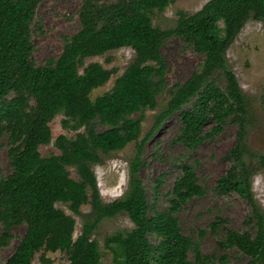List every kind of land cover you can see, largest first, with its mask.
<instances>
[{
	"label": "trees",
	"instance_id": "16d2710c",
	"mask_svg": "<svg viewBox=\"0 0 264 264\" xmlns=\"http://www.w3.org/2000/svg\"><path fill=\"white\" fill-rule=\"evenodd\" d=\"M42 1L0 0V137H6L12 170L0 179V249L8 246L12 228L25 226L4 264H31L40 251L62 252L67 264H100L101 252L91 235L102 220L119 213L128 216L133 228L105 238L104 248L112 253L114 264L227 263L225 255L203 254L200 243L179 226L178 212L205 194L193 166H181L162 210L150 206L139 177L143 145L174 113L180 122L175 141L187 151L218 135L226 123L235 126L236 138L222 156L226 168L214 190L218 195L235 194L249 205L243 224L252 232L229 229L222 218L211 228L225 230L217 242L221 250L236 249L247 257V264H264V215L251 190L255 171L264 170V154L248 145L247 102L226 61V51L245 23H264V0H209L195 13L179 11L174 27L167 30L154 28L148 14L164 11L173 0H81L79 29L64 38L57 59L37 66L32 60V25ZM174 36L202 56L201 65L168 90L165 109L139 140L144 111L155 108L165 91L167 65L161 47ZM122 47L134 50L133 61L109 91L91 99V92L114 72L96 62L84 65L85 59ZM58 115L64 116V128H82L83 133L72 139L58 136L54 145L60 154L42 157L39 148L51 143L49 125ZM130 143L135 153L127 192L103 203L91 165L101 162L100 154ZM67 167L75 168L78 181L70 178ZM159 188L157 181L155 193ZM56 203L67 204L76 215L89 203L90 213L76 238L75 220ZM41 261L49 263L43 257Z\"/></svg>",
	"mask_w": 264,
	"mask_h": 264
},
{
	"label": "rangeland",
	"instance_id": "374dc122",
	"mask_svg": "<svg viewBox=\"0 0 264 264\" xmlns=\"http://www.w3.org/2000/svg\"><path fill=\"white\" fill-rule=\"evenodd\" d=\"M209 0H173L162 12L153 11L148 14L151 25L159 30L174 27L179 11L192 14L200 10ZM81 0H43L37 6L32 25L33 63L42 66L47 59H57L63 49L64 38L74 35L79 29L77 12ZM162 57L167 65L165 75V91L157 98V106L144 111L139 140L150 130L155 117L165 109L168 100V90L174 84H181L191 73L197 71L202 62V56L177 37L164 42L161 47ZM134 50L122 47L106 53L85 59L84 65L92 62L99 63L107 70H113L108 82L91 92V99L111 89L114 81L123 74L133 61ZM228 67L234 73L239 87L245 96L248 109L247 142L255 153L264 154V23L249 19L233 43L226 51ZM63 115L56 116L50 123L51 143L41 146L42 157L59 155L54 145L55 139L63 135L68 139L75 138L83 129L73 130L62 126ZM179 116L174 113L167 118L160 128L150 136L141 150L142 163L139 177L146 189L150 206L162 210L168 205L169 192L173 183L181 175L182 165L195 168L199 183L205 190L203 197L190 200L181 209L177 218L184 235L200 243L203 254L210 256L225 255V264H247L248 259L236 249L221 250L217 242L225 234L223 228L212 232L211 223L216 218L227 220L229 229L244 232L251 227L243 224L250 213L249 205L235 194L218 195L215 192L216 180L224 172L226 163L222 159L235 141V126L226 123L223 130L212 139L202 142L195 150L187 151L175 141L179 133ZM102 129L101 127L99 128ZM135 145L128 144L124 149L100 154L101 162L91 165L99 197L103 203H110L123 198L128 189L129 163L134 157ZM7 157L6 137H0V179L11 173ZM71 179L78 181V174L73 167H67ZM160 188L155 193L156 182ZM251 190L255 202L264 215V170L257 169L252 177ZM90 200L91 191H87ZM55 207L75 220L73 238H76L84 222V217L90 213L89 203L79 208V215L74 214L67 204L56 203ZM133 228L125 213H119L111 218L102 220L93 234L101 252L100 264H114L112 253L104 248L107 236L117 231H127ZM204 232L200 235L199 232ZM25 232V226L20 225L11 229V239L8 246L0 249V264H4L14 251ZM1 234V229H0ZM41 257L48 259L43 263ZM193 260L192 254L189 255ZM67 256L62 252H38L31 264H67Z\"/></svg>",
	"mask_w": 264,
	"mask_h": 264
}]
</instances>
